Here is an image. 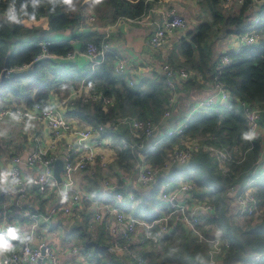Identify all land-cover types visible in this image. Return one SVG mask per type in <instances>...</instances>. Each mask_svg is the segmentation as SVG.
I'll use <instances>...</instances> for the list:
<instances>
[{
    "label": "trees",
    "instance_id": "1",
    "mask_svg": "<svg viewBox=\"0 0 264 264\" xmlns=\"http://www.w3.org/2000/svg\"><path fill=\"white\" fill-rule=\"evenodd\" d=\"M221 1L223 2V0H207L210 21L199 23L185 36L188 39L180 40L176 49L183 58L182 65L186 71L198 73L211 84L217 77L225 84L230 99L224 106H216L218 108L216 112L212 110L214 107H210L207 109L211 110V113L206 114L201 111L192 114L188 119L184 135L217 146L239 147L246 153L245 159L239 165H229V173L223 175L216 166L215 160L207 153L199 151L188 163L172 168L167 176H160L152 186L151 196H155L164 180L172 181L179 177L189 179L195 186L196 196L206 197L214 206V216L205 217L203 221L211 223L216 236L227 240L229 244L228 250L216 264L247 263L248 252L260 253L262 260L258 264H264V217L242 229L231 224L225 204L227 186L239 182L238 174L247 172L260 149L259 138L252 141L241 138L242 133L246 132V127L235 110V102L236 99H243L264 111V6L259 8L261 13L252 28L258 35V44L243 45L237 52L227 54L230 63L217 71L215 65L220 54H217L215 60L211 59L207 39L210 42L215 30L216 32L221 30L223 35L244 33L251 17L250 13L254 10L251 0H242L238 13L226 11L221 7ZM5 2L15 7L16 19L19 22H12L4 16L0 18V70L4 67L9 49L8 67L22 65L29 67L0 81V104L4 105L2 109L10 106L33 107L36 104L45 107L51 93L63 98L82 83L88 86L89 93L99 95V98L87 102L76 100L73 109L67 111L69 116L81 119L92 126L105 124L120 117L159 121L167 94L162 76L146 84L143 89L139 88L140 85L129 86L123 79L114 76L113 56L110 53L104 54L99 63L92 68L90 63L78 68L75 63L67 60L55 61L52 57L34 62L40 52L41 42L45 41H50L46 46L49 55L65 60L67 55L73 52L70 43L55 42L47 35L85 26V12L89 11L93 14L89 18L93 20L92 25L95 30L80 37L81 53L85 52L88 43L99 45L103 37L98 34L99 29H104L121 18L140 17L151 9L153 3L145 0H101V3L93 5L91 0H77L76 10L72 11L66 5L53 4L49 0H0V12L5 9ZM85 61L89 62L86 58ZM167 61L169 63V60ZM172 64L181 67L179 63ZM195 84L191 81L183 82L179 89L181 97H183V85L193 87ZM103 99H110L111 102L104 103ZM262 117L264 112L261 114ZM105 131L102 136H110L117 141L122 138L132 139L131 131L127 126H121L114 132L109 129ZM164 143L156 154H146L148 162L159 164L172 149L171 146L178 144V139L168 137ZM134 158V153L126 149L116 154L114 163L118 170L128 171ZM92 182L88 192H92L93 186H97L95 180ZM253 188L259 205L264 207V178L255 183ZM137 209L131 212L135 211L133 215L141 219L149 221L158 216L154 212L149 216H138L140 211ZM104 240L100 238L96 242L107 245L108 236ZM88 241H81L80 247L84 251H91L90 260L93 264H122L121 260L110 254L107 249L100 250L86 246L85 243ZM159 243L165 246L159 255V260L153 257L152 253H140L144 259L151 256L150 264H204L203 261L207 258L209 245L193 243L191 233L182 224L171 226L168 233L158 238Z\"/></svg>",
    "mask_w": 264,
    "mask_h": 264
},
{
    "label": "built area",
    "instance_id": "2",
    "mask_svg": "<svg viewBox=\"0 0 264 264\" xmlns=\"http://www.w3.org/2000/svg\"><path fill=\"white\" fill-rule=\"evenodd\" d=\"M157 1L160 0H145V2L151 3ZM189 1L199 2L201 0ZM239 1L242 2L241 0ZM251 1L254 10L244 33L237 35L238 49L243 45L258 44V35L253 32L252 28L258 21V16L261 13L259 8L264 6V0ZM229 3L230 0H223L222 5L228 7ZM5 4L6 7L0 12V15L8 18L10 15L17 17L15 7L9 2H5ZM152 12L153 9L151 8L146 14L129 20L138 24H150L152 31L148 38V44L156 51L163 50L166 47L168 34L173 30L183 28L185 26L184 19L177 14L173 7H167L159 11L160 19L157 21L151 19ZM49 43L50 41L41 42L40 52L35 57L34 62L52 57L48 54L46 48ZM110 52L111 45L106 35L102 37L99 45L88 43L84 56L89 61L96 62L94 57L97 55L104 56V54ZM229 53L231 51L220 53V58L215 65L217 71H220V69L230 63L227 56ZM161 59L163 61H159V71L163 77V85L167 94L163 112L158 122L120 117L105 124L87 125L78 128L66 119L65 112L73 109L76 100L87 102L88 100L99 98V95H93L88 90L85 92L80 91L82 93L72 90L66 97H59L55 105L47 101L45 107L36 104L33 107L16 106L5 107L0 110V118L9 116L20 124L27 122L43 123L49 130L52 145H55L64 135L72 134L75 137L72 149L61 158L60 182H57L53 175L54 162L58 159L56 156L46 155L37 151L27 157L26 163L39 162L42 166L41 171L33 179L32 183L37 186L43 198L55 191L57 203L46 214H39L27 209L23 211L22 215L32 219L34 222L37 220L48 221L58 214L72 220L76 216L81 202L89 203L93 211L92 219L95 222L113 213V223L108 224L107 227V251L117 258L121 255H127L133 260V264H145L144 257L134 252L130 245L138 228H141L143 232L139 238L141 242L148 241L153 246H156L158 238L168 233L171 226L182 224L191 233L193 243H207L209 245L207 258L205 259L206 264H216L228 250L229 244L227 240L216 236V231L211 223L203 221L205 217L212 218L214 216V206L206 197L196 196L195 186L189 179L179 177L172 181L164 180L160 184L157 190V197L158 201L163 204V208L157 217L147 221L131 213V211L140 206L137 195L127 189L131 174H135L136 182L140 186L152 188L160 176H167L172 168L188 163L193 155L202 151L215 160L216 166L223 175H227L230 171L229 165L241 164L246 154L239 147L217 146L205 143L202 139H191L184 135L188 119L192 114L210 107L224 105L229 101L230 96L225 84L215 77L212 82L213 94L188 104L187 113L181 119L172 121L173 111L181 101L179 89H181L182 83L186 81L196 82L199 80V76L192 71L173 68L163 54ZM28 67V65L3 67L0 70V78L1 76L9 77L13 73L22 72ZM112 72L114 76L123 79L129 86H132V81L129 78V68L123 59L114 58ZM103 100L104 103L111 102L110 99ZM235 110L244 121L246 132L254 130L257 134L256 138H259L260 119L264 111L243 99H236ZM121 126L128 127L131 131L132 139H120L115 146L114 154L116 155L126 149H130L134 153L135 158L130 168V174L116 169L122 184H117L106 175L100 177V188L111 194L119 205L110 208L107 204L92 200L88 193L80 191L76 186L75 175L87 172L93 177L96 173V156H99L100 159L99 169L107 170V162L101 153H97L96 147H101L105 139H111L110 136H107L108 138L102 136L106 132L105 130L109 129L114 132ZM168 137H176L178 144L172 147L159 164L154 165L148 162L146 154H156ZM135 139H140L144 142L142 149H137L139 144ZM259 146L257 158L247 172L244 174L239 173L237 177L239 182H234L226 188L228 199L232 204L229 216L236 224H241L248 218L254 217L257 219L263 215L262 208L264 207L259 205L253 185L264 178V138L260 139ZM20 163L21 161L17 156L11 159L12 167L9 175V187L11 193L19 200L18 206H20V202L27 195L29 188L25 177L21 173ZM7 230V228H0V235L6 236ZM18 234L26 236L20 229H18ZM12 243L15 245V250L0 256V264H45L46 260L50 264H56L55 255L44 243L40 242L33 246L29 239L24 244L19 243V241H13ZM248 258V262L244 264H258L262 260V255L260 253H252V255H248Z\"/></svg>",
    "mask_w": 264,
    "mask_h": 264
},
{
    "label": "crops",
    "instance_id": "3",
    "mask_svg": "<svg viewBox=\"0 0 264 264\" xmlns=\"http://www.w3.org/2000/svg\"><path fill=\"white\" fill-rule=\"evenodd\" d=\"M192 3L195 4L197 2L189 0H160L152 4L151 8L153 9V12L151 13V19L155 21L159 20V11L167 7H173L177 14L182 16L185 23L183 28L173 30L168 34L166 47L163 50L156 51L149 46L148 38L152 31V26L150 24H138L129 19L121 18L114 24L98 30L100 36H108L111 45L110 54L113 56L112 62L115 57H119L126 62L129 68V78L132 81V86L140 85L139 88L143 89L146 84L151 83L155 78L161 76L159 71V61L162 54L166 56V59L169 60V63L173 68L186 69L182 65L183 58L180 57L176 46H178L182 38L188 39L185 36L197 27L194 24L196 22L198 10L194 8V4ZM241 3L242 2L239 0H230L228 7L222 6L228 12L238 13ZM221 4L222 1L220 2V5ZM250 15H252V12ZM89 16H93V14L89 11L84 13V22L86 25L83 27L80 26L75 30L53 32L47 35L55 42L67 41L73 48V52L67 56L65 60L58 56H52V59H55V61L67 60L70 63H75L78 68H83L89 63L92 68L95 64L99 63L103 56H101L102 58L100 60H96L98 63L89 60V62H87L84 58V52H80L82 45L80 37L86 33L94 32L95 30V27L92 25L93 20H91ZM0 18L4 17L0 15ZM207 19L210 21L209 16H207ZM190 28L193 29L189 31ZM236 38L237 35L235 34L223 35L221 30L218 32L215 30L210 38V43L211 45H214L215 49L214 53L211 52V59L215 60L217 54H220L223 51H237L238 44ZM171 61L175 64L179 63L181 67H175ZM196 74L199 76V80L195 82V86L190 87L183 85V99L174 109L172 121L181 119L187 113L188 104L199 99H204L213 94L211 82L200 76L198 73ZM73 90L85 92L88 90V86L81 83L73 88ZM58 99L59 96H57V94L51 93L48 101L55 105L58 102ZM3 106L4 105L0 104V110ZM217 107L212 108V110L216 112L218 110ZM202 112L208 114L212 111L205 109ZM65 117L72 125L78 128L89 125L81 119L69 116L67 112H65ZM263 138L264 117L260 119L259 127V139ZM74 139L75 137L72 134H67L59 139L55 145H52L49 130L43 123L27 122L20 124L15 122L14 119L9 116H3L0 118V228L8 229L9 227H15L22 230L33 246H36L40 242L44 243L51 249L52 254L55 255L56 264H93L90 260L91 251H84L80 247L81 239H85L92 235L94 238H90L92 239L90 241L96 242L95 239L100 238H103L104 240L107 236L108 224L113 223V213L108 214L103 217L102 220L93 224V211L89 203L81 202L76 216L72 220L58 214L55 217L50 218L48 221L37 220L34 222L32 219L26 218L22 215L23 211L27 209L39 214H46L50 208L54 207L57 203L55 191L51 195L43 198L40 195L37 186L32 183L33 179L41 171L42 166L39 162H34L32 164L26 163L27 157L40 151L46 155H54L58 159H61L72 149ZM110 140L105 139L104 144L102 145L103 147H96L97 153H101L105 158L108 156L106 152H108L109 149L112 151L111 148H114L115 152V146L118 142L117 140H112V138ZM135 141L139 144L137 149H142V144H144V142L140 139H135ZM164 141H166V139ZM106 145L111 146V148L105 147ZM104 147L105 149H103ZM14 156L19 157L21 161V173L29 185L28 193L20 202V206H18V198L11 193L9 187V175L12 167L11 159ZM115 157L116 155L114 154L113 161L111 162L106 158V176L117 184H122L116 170L117 165L114 163ZM99 160V156H96L95 167L97 172L93 177L87 172L77 173L75 175L76 186L80 191L88 193L92 200L107 204L110 208L119 206L111 194L100 188L101 175L98 179H95L98 172L102 170L98 169ZM92 180L96 181L97 186H93L94 188L92 189V192H88L91 184H93ZM127 189L135 194L139 193L140 195L142 193L141 197L143 200L145 198L153 200L151 196L153 188L140 186L136 182L135 174H131ZM156 201H158V199ZM156 201L155 204L158 206V209L154 211V214L159 215L162 212L163 204ZM225 204L228 214L232 204L228 199L227 193L225 195ZM137 210L144 211L145 205L141 203ZM134 212L131 213L133 214ZM137 215L141 216V214ZM136 242L140 243L141 240L133 239L130 242V245L135 247L136 245L134 244ZM45 264H50V262L46 260Z\"/></svg>",
    "mask_w": 264,
    "mask_h": 264
},
{
    "label": "rangeland",
    "instance_id": "4",
    "mask_svg": "<svg viewBox=\"0 0 264 264\" xmlns=\"http://www.w3.org/2000/svg\"><path fill=\"white\" fill-rule=\"evenodd\" d=\"M192 4H194V3H192ZM221 7H223L222 4H221ZM194 8H196L198 10V12H197L198 15H197L196 22H195L194 25L197 26L199 23H201L203 21L208 22L207 16H209V11H208V3H207V0H201V1L197 2V3H195L194 4ZM192 29L193 28H190L189 31L192 30ZM207 44L210 47V51L214 53L215 52L214 45H211V43L209 42L208 39H207ZM160 61L162 62L163 59H160ZM181 98L183 99V97H181ZM106 138H108V137H106ZM106 140H110V139H106ZM112 140H113V138H112ZM105 147L111 148V146H108V145H106ZM105 147L103 149H105ZM111 149H112V151H110V149H109V151L106 152L107 155H108V156H106V158L109 160V162L113 161V158H114V148H111ZM106 158L104 157L105 160H106ZM99 170H101V169H99ZM122 171L123 172H127V173L130 174V170H128V171L122 170ZM96 172H97V169H96ZM100 175L101 176L106 175V171H102V170L99 171L98 172V175L95 176V179H98L100 177ZM136 195L138 197V200L140 201V204L142 203V204L145 205V210L139 212L141 215H147V216H149L154 211H156V209H158V206L155 204V201L158 199L157 192H156L155 196L152 197L153 200L147 199V198H145L147 200H145V199L143 200L142 197H141L142 193L140 195H139V193L138 194L136 193ZM262 211H263V215L261 214L262 216H260L259 218H257V219L254 218V217L253 218H248V219L244 220L241 224H236L235 221H233V219H231V217L229 219H230L231 224H233L234 226H237V227L243 229L247 225L253 224V223L259 221L262 217H264V208H262ZM95 223L96 222L93 221V224H95ZM142 234H143L142 229L141 228H138L136 230V234L134 235L133 239L140 240L139 238L141 237ZM90 238H94V236L90 235V236H88L85 239H81V241H83V240H89L90 241V240H92ZM95 240H97V239H95ZM134 245H136L135 247L132 248V250L134 252H137L139 254L140 253H152L153 257H156L158 260H159V255L163 252V248L165 247L161 243H159L156 246H151V244L148 243V242H146V241H143V242H140V243L136 242ZM248 255H252V252H248ZM148 258H145V264H150L151 256L148 257ZM118 259L121 260V263L122 264H133V260L129 256H127V255H125V256L124 255H121ZM232 263H230V264H232ZM233 264H242V263H236V262H234Z\"/></svg>",
    "mask_w": 264,
    "mask_h": 264
},
{
    "label": "clouds",
    "instance_id": "5",
    "mask_svg": "<svg viewBox=\"0 0 264 264\" xmlns=\"http://www.w3.org/2000/svg\"><path fill=\"white\" fill-rule=\"evenodd\" d=\"M50 3L56 4L60 3L66 5L70 10L75 11V4L77 0H49ZM93 5L101 3V0H91ZM32 19H35V16H32ZM9 20L12 22L18 23L19 21L16 19L14 15L9 16ZM256 132L254 130L242 133V139L245 141H251L256 138ZM27 236H21L18 234V229L15 227H9L7 230V234L0 235V256H4L6 253L13 252L15 250V245L12 243L13 241H19V243L24 244L28 242Z\"/></svg>",
    "mask_w": 264,
    "mask_h": 264
},
{
    "label": "water",
    "instance_id": "6",
    "mask_svg": "<svg viewBox=\"0 0 264 264\" xmlns=\"http://www.w3.org/2000/svg\"><path fill=\"white\" fill-rule=\"evenodd\" d=\"M194 45L192 44V47ZM9 53H10V49L7 51L6 53V57H5V60H4V67L7 68L8 67V64H7V59H8V56H9ZM102 57L101 55H97L96 57H94V60H100ZM8 77L6 76H1L0 78V81H4L6 80ZM61 168H62V160L61 159H56V161L54 162V169H53V175L56 179L57 182H60L61 178H60V172H61ZM86 246H92L94 247L95 249H100V250H106L107 247L106 245H100L94 241H89V242H86L85 243ZM204 264H206V260L203 261ZM9 264H13V263H9Z\"/></svg>",
    "mask_w": 264,
    "mask_h": 264
},
{
    "label": "bare ground",
    "instance_id": "7",
    "mask_svg": "<svg viewBox=\"0 0 264 264\" xmlns=\"http://www.w3.org/2000/svg\"><path fill=\"white\" fill-rule=\"evenodd\" d=\"M170 138V137H169ZM172 138V137H171ZM125 139V138H124ZM168 139V138H167ZM147 158V157H146Z\"/></svg>",
    "mask_w": 264,
    "mask_h": 264
}]
</instances>
